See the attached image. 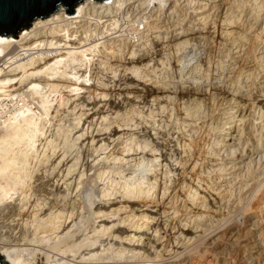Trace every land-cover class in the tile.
Listing matches in <instances>:
<instances>
[{
    "label": "bare ground",
    "instance_id": "1",
    "mask_svg": "<svg viewBox=\"0 0 264 264\" xmlns=\"http://www.w3.org/2000/svg\"><path fill=\"white\" fill-rule=\"evenodd\" d=\"M206 2L82 0L75 5L73 15L66 14L65 7L60 6L43 19H34L16 38L0 34V130H4L0 135V256L4 255L3 262L264 264L263 199L255 207L248 202L241 209L246 213L244 221L249 233L255 234L251 240L237 242L229 238L227 242L201 243L195 241L196 228L191 223L188 224L191 229L186 227L187 222L183 223L172 233L176 235L169 237L166 224H162L167 219V209L179 201L186 209L189 204L202 210L208 196L211 201L223 199L218 186L214 185L215 189L212 185L213 189L209 183H202V178L219 179L220 183L232 181V184L237 180V193H241L251 185L248 182L259 181L255 167L264 160L251 159L264 148L263 119L260 142L255 149L246 151L250 160L243 165L242 148L248 146L250 138H246L248 128H244L246 98L240 94L238 101L234 99L240 83L237 88H215L225 96L223 101L228 109L224 107L221 119L217 117L220 123L212 127L217 136L216 153L209 152L210 158H204L207 159L204 163L209 165L207 170L194 161L198 145L193 139L196 124L207 114L203 110L205 103L211 99L207 82L197 78L200 76H196L197 66L183 67L179 55L175 56L176 81H170V77L164 81L154 74L155 64L162 60L167 62V67H163L166 74L172 73L170 50L175 55L193 46L195 40L210 37L211 12L199 14L191 26L178 27L177 21L178 26L174 30L171 26L170 32L150 33L148 26L177 18L180 9L191 7L198 12L203 10L199 8L207 9ZM230 30L221 32L222 40L233 34ZM124 31L136 33L141 44L129 47V37L122 35ZM259 41L253 46L258 44L262 50V54L257 52L258 56H264V39ZM249 73L245 74L247 78L243 77L247 79L244 82L248 83ZM64 92L70 95L65 97ZM179 96L185 97V101L178 105V116L170 112L166 119H176L172 124L176 130L164 135L166 121L159 117L168 110V104L179 101ZM254 122L255 132L259 124ZM185 128L190 135L181 144L178 135ZM238 149L242 150L241 158L235 156ZM259 174L261 177L264 173ZM260 185L253 193L255 196L261 191ZM235 235L238 238L240 231ZM209 249L215 252L208 254Z\"/></svg>",
    "mask_w": 264,
    "mask_h": 264
},
{
    "label": "rangeland",
    "instance_id": "2",
    "mask_svg": "<svg viewBox=\"0 0 264 264\" xmlns=\"http://www.w3.org/2000/svg\"><path fill=\"white\" fill-rule=\"evenodd\" d=\"M193 1L201 2V4L207 1L205 4H206V6H208V5L209 6L207 7V9H206V7L205 8H199L200 10L201 9L204 10V11L201 10L202 12L201 11L198 12V9H196L197 11L196 10L192 11L193 9H191V7L189 8V10L180 9V10H178L177 18H173L172 20L169 19L171 21L164 19L163 21H161L160 25L158 24L160 28L158 27V25L154 26L152 24H150L151 26H148V28H149L150 33L151 32H155L157 30L170 32V31H173L174 30V27L176 26V24L178 26V22H179V26L178 27H180V26L181 27H183V26L186 27V26H188L190 24L191 25L194 24V22H192V21L196 20V18H198L201 14H205V13L209 14V12H211L210 15H209L210 20L208 19V21L210 23L209 24V26H210V37H208L207 39H197V40H195L194 42H192L193 43V46H188L185 49H182V51H179L178 53H176L175 55H174L173 51L170 50V58H171V55H172V60L170 59V65H169V67H171V69H172V73L170 75L166 74V72L164 71L165 69L163 67H167V64H166L167 62H165V60H162L159 63L157 62L155 64V66L156 65L157 66L156 67L154 66V68H156L155 69V72H154L155 76H159V77L161 76L160 78L163 77L162 79L164 81L165 80L166 81H169V77H170V81L171 80L176 81L178 79V73H177V70H176L177 67H175L176 66L175 60H176V57L179 55L177 58H179V57H181V59L183 58V60H182L183 61L182 62L183 67H185L184 65H186V68H190L192 65L197 66L196 69L197 70L199 69V70L198 71L196 70V76L200 75L197 78L199 80L203 81V82L204 81L207 82V84H208L207 85L208 86L207 89L210 92V98L211 99L214 98V99L213 100L210 99L208 102L206 101V103H205L206 106H205V109H203V110H205L207 112V114L205 115L204 119H201L196 124L197 125L196 126L197 127V129H196L197 132H196V134H194L195 136L193 135L194 136L193 139L195 138V140H196L195 142H197V145H198L196 147V151H197L196 152L197 155H195V159L196 160H194V161L195 162H198L199 164H203L202 166H204L206 168V166L208 167L209 165H206V163H204V162H207V159H204V158H206V157H209L210 158L211 152L215 150L214 148H216V145H215V142L216 141L215 140H217V138H216L217 136H215V133L212 131L213 130L212 127L214 125L215 126L216 125L218 126V124L220 123V120L219 119H221V115H223L222 112L224 113L225 110L228 109L226 107L227 106L226 105V101H223V100L226 99V98H224L225 96H223L222 94H219V92L215 90L216 87H223V86L224 87H227V86H231V87L237 88L236 86H238L237 84H239V83L244 87L243 88L239 84L238 89H235L236 92H235V98H234L235 100L238 101V99H240V97H241L240 94L241 95L243 94L244 97L246 98V106H247V108H246V112H245V115H246L245 118H246L247 121H245L244 124H246V123L247 124L244 125V128H246V129L248 128V129L245 132L246 134L245 133L244 134H245L246 138H248V137L250 138V143L248 144V146H245V147L242 148V150L245 151V152H243V155H245V154L248 155V153H247L248 150H250V148L255 149L256 146L258 145V141L260 142V140H259L260 139V136L259 135L262 133L261 130H260L261 129V124H262V121L261 120L264 119L263 117H261V116L264 115V113H263L264 112V69L260 71V68L259 67H261V69H262V67L264 68V56L263 55L260 56V54H262V50H261V48H260V46L258 44H259V42H261V41H259L260 38H261L262 41L264 39V34H263L264 33V0H257V1L256 0H245L246 1L245 3H244V0H234V1L233 0H204V1L203 0H193ZM253 1H255V2H253ZM250 2H251L252 5L250 4ZM143 3H145V2H143ZM198 4H200V3H198ZM237 6L240 7V8H238ZM238 9H240V10H238ZM254 12H255V14H254ZM234 17H236V18H234ZM257 18H258V21H257ZM236 21H238V22H236ZM229 22H234V24H230ZM252 22H254V23H252ZM226 23L228 24V26H227ZM242 23H243V25H241ZM152 26H154V27H152ZM213 26L216 27V28H213ZM162 27L165 28V29H163ZM156 28H158V29H156ZM152 29H155V30L153 31ZM221 29H223V30H221ZM229 30H230V32L232 31L233 34L230 35V36H227L226 37V40H224L225 38H223V40H222L221 39L222 38L221 37V32L222 31L223 32H225V31H228L229 32ZM242 33H244L243 36H242ZM237 34L240 35V37L238 36V38H237ZM122 35H124L125 37L126 36L129 37V38L126 37L128 39V41H129V44H128L129 47H133V45L134 46H139L141 44L140 41H139V36L136 33H134L133 31H124L122 33ZM242 37H243V41H242ZM257 37H259V39ZM244 38H245V40H244ZM247 38H250V39H247ZM236 39H237V41H236ZM246 39L248 40V42H246L247 41ZM249 40L251 42H249ZM254 42H257L258 43L256 45L257 48L259 47L258 49L256 47L254 48V46L256 44V43L254 44ZM130 43L132 45H130ZM231 46H233V47H231ZM236 50L238 52H236ZM252 50L255 51V52H251ZM258 51L260 52V54H259L260 57L258 56V53H259ZM247 53H248V55H247ZM168 54H169V52H168ZM234 55H236V56H234ZM252 55H254V57ZM191 57H193L194 60H191L192 59ZM257 57H259L261 60L260 59L258 60ZM233 59H235V60H233ZM254 59L256 61H254ZM106 62L112 63V62H109L108 60ZM256 62H257V64H256ZM186 63L188 65H190V64H192V65L187 66ZM255 64H256V66H255ZM258 65H259V67H258ZM104 66H107V64H105ZM217 66H219V70L217 69L218 68ZM254 66H255L256 71L254 69ZM244 67H246V68L244 69ZM230 68H231V70H230ZM243 70H244V72L246 71L245 74L246 73L248 74L250 72L249 74H251V76H252V77L251 76L248 77L249 78L248 83H247V81L246 82L243 81V80H247V79H244V78H247V76L245 77V74L242 72ZM241 73H242V75H241ZM229 74H230V76H228ZM166 75H167V77H166ZM237 76L239 78H236ZM164 77H166V78H164ZM235 78H236V80L234 81ZM252 78H255V79H252ZM238 80H239V82H238ZM228 81H229V83H227ZM216 83L217 84L219 83V85H221V86L217 85ZM221 83H224V84L222 85ZM233 83H234V86H233ZM226 84H228V85H226ZM247 85L248 86L250 85V86L248 87ZM239 87H241V88H239ZM246 88H247V90H244ZM246 91H247V93H246ZM213 93H215V94H213ZM63 94H64L65 97H68L70 95L69 92H64ZM246 94H248L249 96L246 95ZM215 97H217L218 99H216ZM221 97H223V98H221ZM178 98H179V101L178 102H177V100H178L177 99V100L174 101V103H172L173 105L172 104H168L170 108L168 107V110H166L163 113L162 116L161 115H160V117L157 116V118L158 117L159 118H162V120H164V122H165L166 119H167V117H169L168 114H170V112L171 113H174V115H173L174 117L178 116L177 115L178 112H176V111H179V109H180V107H178V105L181 106L183 104V102L185 101V97H183L181 99V97L179 96ZM210 102H211V105H210ZM211 106L212 107L213 106L216 107V110H215L214 107H213V109H211L212 108ZM224 107H225V110H223ZM174 108H176V109H174ZM156 110L157 109H154L153 111H155L157 114H161V112H158V110L157 111ZM210 110H211L212 113H210ZM213 112H214V114H213ZM209 114H213V116L211 117V116H209ZM171 118H173V117H171ZM175 121H176V119L174 118L173 121L172 120H167L166 123H164L165 124L164 125V132L165 133H163L164 135H166V132L169 133V134H171V133L174 132L175 127H173V125H174L173 122H175ZM256 121H259V122H256ZM179 122H181V121L179 120ZM253 122L259 124L258 125L259 127H257V129L255 130V132L253 130L254 129L253 128V126H254L253 125ZM177 124H178V121H177ZM179 124H181V123H179ZM215 126L213 128H215ZM165 128H166L167 131L165 130ZM169 129L172 130V131H170ZM185 130H186V132H185ZM188 130H189L188 128L187 129L185 128L184 130H182L183 133L178 135L179 138H181L180 139L181 140L180 141L181 144H182V142L188 140V135H190L188 133L189 132ZM2 134H4V130H0V135H2ZM212 134H214V136ZM211 145H212V147H211ZM242 150L241 149H238L237 152L240 153ZM261 151H262V153H261ZM209 152H210V154H209ZM239 153H238V155L236 154L235 156L241 158L242 153H240V154ZM254 153H256V151H254ZM246 155L244 156V158H242L243 160H245L243 165H245L250 160ZM254 155L251 158L252 161L253 160L254 161H258V159L260 157H262V160H263L264 159V157H263L264 156V148L259 149L257 151V153L254 154ZM256 156H257V158H256ZM197 157H198V159H197ZM253 157H255V158H253ZM255 163H257V162H255ZM255 166H257V164H255L254 167ZM210 167H211V165H210ZM255 172L259 175V179L258 180L260 182L259 181L256 182V183H254V181L248 182L251 185L249 187H247V188L246 187L243 188V191L241 193H237L238 190H237L236 187L239 185L237 180H236V182L233 181V184H232V181H228L229 183L227 181L220 183L218 181L219 179H216V180L215 179L214 180L212 179V181H211L209 177L207 178L209 180H206L205 179L206 177L202 178V179H204V181L201 180L202 183H206L207 182L211 186L212 185L213 186L215 185L216 187L218 186L217 188L220 189V191H221L220 193L223 194L222 195V198L223 199L222 200L218 199V200H215V201L214 200L211 201L210 198H209L210 196H208V197L206 196L207 197V202L205 203V205H203V207H205L207 205H208V207H205V208L202 207V210L200 209L201 207L200 208L199 207H197V208L196 207H193L192 208L191 205H189V204L186 205V207L188 208V209H186V208L182 207L183 206V203H179L180 202L179 201L178 204L175 205V207H172V209L171 208L170 209H167L168 210L167 219L165 218V219L162 220V224H166V225H164L166 227V228L164 227L166 229V233H167L166 235L168 237L171 236V235H176V234H172L174 232V230H177V228H179L180 225L182 226V225H184L187 222V226L186 227H189V229H191V227L188 225V224L191 223L190 225L193 224L192 227L193 228L194 227L196 228V233L197 234H196V237H195V241H197V242L199 240V242H201V243H206V242L207 243H210V241L211 242L214 241V243H217V242L221 243V242H227L229 238L230 239L232 238L233 240H237V242H242L244 240H251V238L253 239L255 234L252 231L249 233L250 230L248 231V228L246 227L247 224L244 221V217H245L244 215L246 213L245 212H241V209L243 207H245V205L248 204V202L251 205H253V206L255 205L256 206V205H258L261 202L262 199L264 200V174L261 175V177H260V174H259V173H262V172L264 173V160L262 162H260V165H258V167H255ZM195 181H193L192 184L195 183ZM192 184H191V186H192ZM221 184H223V185H221ZM259 184H262V185H260L261 186V188H260L261 191H260V193H258V195L255 196V194H253V193L256 191V188H257V186ZM194 186H195V184H194ZM214 187H213V189H214ZM216 187H215V189H217ZM224 189L228 192V194H227V192ZM225 193H226V195H225ZM208 194H210V192ZM231 194H232V196H231ZM240 196L242 197V200H240L241 199ZM183 197H184L183 195L180 196V198H183ZM250 197H252V198H250ZM240 201H243V202H240ZM242 211H243V209H242ZM175 213H176V215H175ZM197 216H199V218H197ZM201 217H202V219H201ZM196 218L198 220H196ZM190 220H192V222H189ZM195 221H197V222H195ZM193 222H195V223H193ZM195 224L197 226H195ZM197 229H199V230H197ZM231 231H232V233H231ZM236 231H240V233H241V235H239L238 238H237V235H235L236 234ZM216 232H220V233H218L217 236H215ZM242 235H244V236H242ZM218 236L219 237L222 236L221 239L218 240ZM214 252H215L214 249H209L208 250V254H212ZM38 264H44V260H39Z\"/></svg>",
    "mask_w": 264,
    "mask_h": 264
},
{
    "label": "water",
    "instance_id": "3",
    "mask_svg": "<svg viewBox=\"0 0 264 264\" xmlns=\"http://www.w3.org/2000/svg\"><path fill=\"white\" fill-rule=\"evenodd\" d=\"M79 2L82 0H0V34L16 38L18 32L27 29L34 19H43L60 6L65 7L66 14L73 15ZM3 257L0 256V264H7Z\"/></svg>",
    "mask_w": 264,
    "mask_h": 264
}]
</instances>
